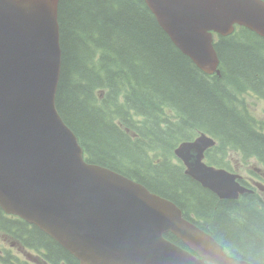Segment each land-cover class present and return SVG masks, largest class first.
I'll use <instances>...</instances> for the list:
<instances>
[{
	"label": "trees",
	"instance_id": "trees-1",
	"mask_svg": "<svg viewBox=\"0 0 264 264\" xmlns=\"http://www.w3.org/2000/svg\"><path fill=\"white\" fill-rule=\"evenodd\" d=\"M58 21L57 108L88 161L175 202L230 255L264 264V200L253 193L220 199L175 156L181 142L206 133L217 142L208 163L232 170L227 155L235 151L264 166V130L244 99L252 93L264 100V38L244 27L216 36L220 74H207L175 46L144 0H60ZM12 224L29 233V244L48 248L50 262L79 264L37 227Z\"/></svg>",
	"mask_w": 264,
	"mask_h": 264
},
{
	"label": "water",
	"instance_id": "water-1",
	"mask_svg": "<svg viewBox=\"0 0 264 264\" xmlns=\"http://www.w3.org/2000/svg\"><path fill=\"white\" fill-rule=\"evenodd\" d=\"M175 46L220 73L214 32L243 25L264 37V0H144ZM60 0H0V206L37 225L80 264H254L228 254L170 199L86 162L56 106ZM207 134L176 150L186 174L223 199L248 188L205 162ZM177 236L187 249L165 234Z\"/></svg>",
	"mask_w": 264,
	"mask_h": 264
},
{
	"label": "rangeland",
	"instance_id": "rangeland-1",
	"mask_svg": "<svg viewBox=\"0 0 264 264\" xmlns=\"http://www.w3.org/2000/svg\"><path fill=\"white\" fill-rule=\"evenodd\" d=\"M244 99L246 101L250 113L254 115V117L258 118L260 126H262L264 130V100L258 98L252 93L245 94ZM227 157L230 160V164L235 173H238L243 178H247L250 176V172L251 170H253L255 165L260 167L254 160H248L245 163L244 158L241 156V154L235 151H231L227 155ZM4 226V224H0V264H9L2 258L7 256L18 257L19 261H17V264H34V258L36 257H28V255L29 253L38 254V252L24 248L25 252L24 254H21L16 248L12 247L13 241H15L16 239L24 240L27 238V236L15 237L12 235L14 237L13 238L12 236H10V233V235L7 234L8 232L5 230ZM7 251H9L10 254H8Z\"/></svg>",
	"mask_w": 264,
	"mask_h": 264
},
{
	"label": "flooded vegetation",
	"instance_id": "flooded-vegetation-1",
	"mask_svg": "<svg viewBox=\"0 0 264 264\" xmlns=\"http://www.w3.org/2000/svg\"><path fill=\"white\" fill-rule=\"evenodd\" d=\"M242 180H243L244 184H246L249 188L252 189V193L256 194L261 199L264 198V172L262 171L261 168H259L258 166H255L253 168V170H251L250 176L247 178H243ZM17 230H20V228H18ZM14 235L15 236H23V234H18L17 232H14ZM26 241H28V237L26 238ZM25 244L28 246L32 245V244H29L28 242H25ZM32 246L37 248L38 246H41V245L37 244V245H32ZM12 247L16 248L19 251V253H21V254H24V252H25L24 247H22L20 245V243L17 241L12 242ZM41 247L45 248L49 253V255H45L44 257H54L49 252L48 248H46L44 246H41ZM8 257H11V256H8ZM28 257H36V258H34V261L39 263L40 260L38 257H41V256H40V254L29 253ZM61 259H63V258H59V259L55 260L54 263L59 264L61 262L59 260H61ZM65 261H66V263L71 264V262H70L71 260H65Z\"/></svg>",
	"mask_w": 264,
	"mask_h": 264
},
{
	"label": "bare ground",
	"instance_id": "bare-ground-1",
	"mask_svg": "<svg viewBox=\"0 0 264 264\" xmlns=\"http://www.w3.org/2000/svg\"><path fill=\"white\" fill-rule=\"evenodd\" d=\"M240 28V27H239ZM56 106H57V101H56ZM109 168V167H108ZM109 170H111V171H113V172H116V173H118V174H122V173H120L119 171H116V170H114V169H112V168H109ZM123 175V174H122ZM125 176V175H124ZM131 179V178H130ZM222 244V243H221ZM224 247H225V245L224 244H222ZM226 249V248H225Z\"/></svg>",
	"mask_w": 264,
	"mask_h": 264
}]
</instances>
